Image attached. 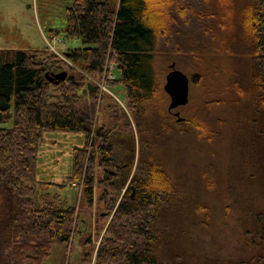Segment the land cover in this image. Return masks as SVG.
I'll return each mask as SVG.
<instances>
[{
	"label": "rangeland",
	"instance_id": "1",
	"mask_svg": "<svg viewBox=\"0 0 264 264\" xmlns=\"http://www.w3.org/2000/svg\"><path fill=\"white\" fill-rule=\"evenodd\" d=\"M246 1L237 0L238 6ZM71 2L0 0V49L46 51L59 60L48 71L71 73L63 51L82 45L78 39L63 37L64 9ZM198 26L194 16L180 22L163 45V82L172 62L189 77L188 102L171 110L166 95L158 103L160 110L154 105L139 112L128 106L121 82L110 86L104 75L98 79L73 70L77 77L84 75L82 82L97 86L96 96L83 95L76 108L89 121L95 143L112 150L114 166L96 167L90 203L81 184L66 181L72 149L83 145L84 135L43 133L37 177L66 183L60 194L76 211L71 242L53 245L45 264H94L96 248L117 203L139 173L141 159L155 163L173 189L160 207L158 249L163 264H236L264 256V250L251 243L259 228L256 217L264 212L260 164L251 149L252 109L236 90L252 72L253 57L237 28L226 27L220 36L211 23L210 36ZM220 43L228 52L218 51ZM110 68L107 78L118 79L119 70ZM192 75L199 76L197 83L190 82ZM176 111L181 120L174 116ZM109 172L110 184H98Z\"/></svg>",
	"mask_w": 264,
	"mask_h": 264
},
{
	"label": "trees",
	"instance_id": "2",
	"mask_svg": "<svg viewBox=\"0 0 264 264\" xmlns=\"http://www.w3.org/2000/svg\"><path fill=\"white\" fill-rule=\"evenodd\" d=\"M193 16L205 34L212 33L211 23L220 36L226 27L237 28L253 57L252 72L236 90L252 109L251 149L260 164L264 192V0L239 6L237 0H72L64 9L62 33L65 40L78 39L82 45L63 51L72 65L64 79L55 81L48 71L59 61L55 55L0 49V124L10 123L0 127V264H45L53 245L67 246L72 240L76 211L59 191L66 183L37 177L43 133L84 135L83 145L72 149L66 181L81 184L90 203L96 167L114 166L112 150L95 143L89 121L76 108L83 95L96 96L97 86L89 83L90 89L80 80L84 75L77 77L73 70L98 79L104 75L110 86L121 82L128 106L139 112L154 105L160 110L158 103L167 95L162 87L163 45L180 22ZM217 49L228 52L223 43ZM110 66L119 70L118 79L107 78ZM198 79L192 75L190 82ZM140 165L106 226L94 264H163L160 207L173 189L155 163L141 159ZM112 177L109 172L98 184L109 185ZM256 221L259 228L251 243L264 250V212ZM236 264H264V256Z\"/></svg>",
	"mask_w": 264,
	"mask_h": 264
},
{
	"label": "water",
	"instance_id": "3",
	"mask_svg": "<svg viewBox=\"0 0 264 264\" xmlns=\"http://www.w3.org/2000/svg\"><path fill=\"white\" fill-rule=\"evenodd\" d=\"M55 81H60L65 78L66 72L64 70H56L51 72ZM91 89V85L88 83ZM163 90L169 97L168 110L185 105L188 102L189 77L181 70L174 67V63L169 64V70L165 74L163 82ZM178 120L182 118L178 116V112L173 113Z\"/></svg>",
	"mask_w": 264,
	"mask_h": 264
}]
</instances>
